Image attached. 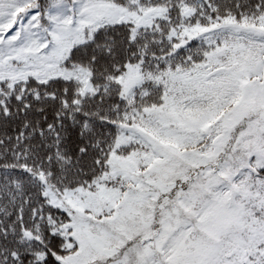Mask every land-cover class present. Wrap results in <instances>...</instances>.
Listing matches in <instances>:
<instances>
[{
  "label": "snow or ice",
  "instance_id": "obj_1",
  "mask_svg": "<svg viewBox=\"0 0 264 264\" xmlns=\"http://www.w3.org/2000/svg\"><path fill=\"white\" fill-rule=\"evenodd\" d=\"M0 264H264V0H0Z\"/></svg>",
  "mask_w": 264,
  "mask_h": 264
}]
</instances>
